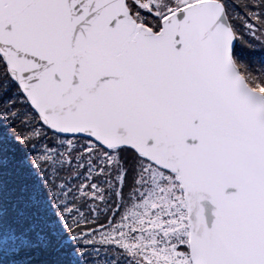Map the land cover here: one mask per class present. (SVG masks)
I'll list each match as a JSON object with an SVG mask.
<instances>
[{
  "label": "snow or ice",
  "instance_id": "1",
  "mask_svg": "<svg viewBox=\"0 0 264 264\" xmlns=\"http://www.w3.org/2000/svg\"><path fill=\"white\" fill-rule=\"evenodd\" d=\"M264 0H0V264H264Z\"/></svg>",
  "mask_w": 264,
  "mask_h": 264
},
{
  "label": "rangeland",
  "instance_id": "2",
  "mask_svg": "<svg viewBox=\"0 0 264 264\" xmlns=\"http://www.w3.org/2000/svg\"><path fill=\"white\" fill-rule=\"evenodd\" d=\"M237 4L241 3V0H235ZM238 51L242 52L244 55L248 56L249 58H264V51H260L258 48L256 51L249 52L246 49L238 48Z\"/></svg>",
  "mask_w": 264,
  "mask_h": 264
}]
</instances>
